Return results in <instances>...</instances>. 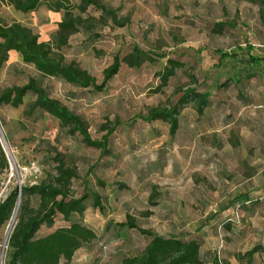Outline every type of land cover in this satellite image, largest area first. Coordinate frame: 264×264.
I'll use <instances>...</instances> for the list:
<instances>
[{
    "label": "rangeland",
    "instance_id": "1",
    "mask_svg": "<svg viewBox=\"0 0 264 264\" xmlns=\"http://www.w3.org/2000/svg\"><path fill=\"white\" fill-rule=\"evenodd\" d=\"M100 1L116 9L119 18H128V24L98 26V38L85 32L71 36L60 50L65 60L77 62L98 84L113 57L123 58L133 46L151 54L153 62L139 68L121 64L102 91L42 77L22 61L6 63L0 92L35 78L50 97L83 118L93 139L107 133L103 126L113 128L108 153L86 146L48 115L25 116L33 100L27 96L18 108L0 107L11 161L0 176V191L6 198L14 189L47 181L60 161L76 170L70 195L85 196L84 213L69 221L58 215L36 237L75 222L93 231L95 239L58 264H118L138 255L150 238L121 225L128 217L154 235L196 240L202 264H213L215 256L224 264H264V62L249 61L264 55V2ZM88 13L99 16L93 9ZM61 17L44 4L22 14L0 3L2 23L18 22L40 41H52ZM218 23L225 24L220 31ZM221 53L234 57L221 60ZM167 58L184 67L161 87L159 74ZM193 89L207 94L202 114L192 97L178 103ZM174 105L178 128L173 136L167 123L142 120L151 108ZM95 195L101 209L93 206ZM36 205L31 199L30 208ZM235 211L238 220L226 225ZM17 216L0 229V264L7 260Z\"/></svg>",
    "mask_w": 264,
    "mask_h": 264
},
{
    "label": "trees",
    "instance_id": "2",
    "mask_svg": "<svg viewBox=\"0 0 264 264\" xmlns=\"http://www.w3.org/2000/svg\"><path fill=\"white\" fill-rule=\"evenodd\" d=\"M74 1L76 3H73V0H0V3L11 6L14 11L22 14L34 12L44 4L49 11L62 15L51 42L40 41L38 34L18 22L4 24L0 20V71L8 62L9 53L15 52L21 56L23 64L32 65L42 77L55 78L83 89L102 91L117 75L121 64L129 68H139L146 62L154 61L155 58L151 54L138 46H133L123 58L119 55L113 57L111 64L103 70L100 84L77 62H67L60 50L68 45L71 36L85 32L98 38L99 35L95 32L98 26L123 27L128 24V18H119L116 9L108 7L100 0ZM89 9L98 12L99 16L89 14ZM74 10L77 14H74ZM216 27L217 31H220L225 24L218 23ZM233 57V54H219L221 60ZM249 61L264 62V55L261 58L250 57ZM183 67L182 62L167 58L166 65L159 74L161 87L166 86L176 75V71ZM27 96L33 100L24 111L25 116L35 111L48 115L59 123L60 128L66 129L69 135H79L86 146L98 150L103 155L108 153V138L113 128L103 126V131L107 133L100 140L93 139L83 118L50 97L47 90L33 77L28 78L23 85L5 87L0 92V107L18 108ZM190 97L197 104V113L202 114L207 106V94L193 89L185 92L178 103L182 104ZM176 107L174 105L151 108L142 120L145 122L159 120L167 123L169 134L173 136L178 128ZM57 163L50 179L30 187H22L19 195L17 190H12L0 204V229L11 220L15 212H18L15 226L7 240L8 254L4 264H58L61 259L69 261L78 249L95 239L93 231L75 222L70 223L68 227L57 228L42 238L36 237L40 228L51 227L58 215L69 221L72 215L81 216L85 210L83 203L85 196L75 198L70 195L71 182L77 177L76 170L66 166L62 161ZM7 169L8 161L0 145V176ZM153 197L151 194L150 198ZM31 199L36 200V208H30ZM93 206L101 209L99 196L95 195ZM234 208L238 210L239 206L236 205ZM234 223H236L234 220L225 221L226 225ZM121 225L137 229L150 240L138 255L124 258L118 264H202L200 244L196 240L154 235L138 228L130 217ZM253 253L254 250H251L247 255L251 257ZM213 264H218L217 256Z\"/></svg>",
    "mask_w": 264,
    "mask_h": 264
},
{
    "label": "built area",
    "instance_id": "3",
    "mask_svg": "<svg viewBox=\"0 0 264 264\" xmlns=\"http://www.w3.org/2000/svg\"><path fill=\"white\" fill-rule=\"evenodd\" d=\"M0 131H1V128H0ZM1 133V135H2V138L3 139H1L0 138V145H1V148H2V150H3V152H4V154H5V157H6V159H7V161H8V163L9 164H11V161H10V158H9V156H10V154L9 153H6V151H5V148H4V145L6 146V142H5V138H4V135H3V133H2V131L0 132ZM3 140V141H2ZM18 193H20V191L18 192ZM4 199H5V197H4V195H3V192H1L0 191V204L4 201ZM237 221L238 220V215H237V213H236V211H235V214H234V216H233V218H231V219H228L227 221ZM221 244H220V248L219 249H221L223 246H222V241L220 242ZM220 251V250H219ZM219 251L217 252V255L219 254ZM217 258H218V264H224V262H222L221 261V259H220V257L219 256H217Z\"/></svg>",
    "mask_w": 264,
    "mask_h": 264
},
{
    "label": "crops",
    "instance_id": "4",
    "mask_svg": "<svg viewBox=\"0 0 264 264\" xmlns=\"http://www.w3.org/2000/svg\"><path fill=\"white\" fill-rule=\"evenodd\" d=\"M21 56L18 53L10 52L9 53V60L7 62L8 65L15 64L21 62Z\"/></svg>",
    "mask_w": 264,
    "mask_h": 264
},
{
    "label": "bare ground",
    "instance_id": "5",
    "mask_svg": "<svg viewBox=\"0 0 264 264\" xmlns=\"http://www.w3.org/2000/svg\"><path fill=\"white\" fill-rule=\"evenodd\" d=\"M0 135H1V133H0ZM0 138H1V139H3V138H2V135H1V137H0ZM2 141H3V140H2Z\"/></svg>",
    "mask_w": 264,
    "mask_h": 264
},
{
    "label": "water",
    "instance_id": "6",
    "mask_svg": "<svg viewBox=\"0 0 264 264\" xmlns=\"http://www.w3.org/2000/svg\"><path fill=\"white\" fill-rule=\"evenodd\" d=\"M18 195H19V193H18Z\"/></svg>",
    "mask_w": 264,
    "mask_h": 264
}]
</instances>
